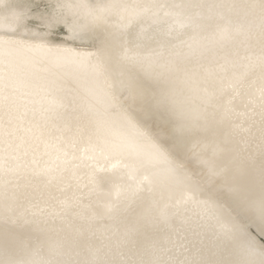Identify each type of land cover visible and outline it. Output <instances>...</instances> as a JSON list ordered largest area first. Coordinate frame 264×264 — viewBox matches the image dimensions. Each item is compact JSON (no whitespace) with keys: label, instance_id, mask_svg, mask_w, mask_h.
<instances>
[{"label":"snow or ice","instance_id":"obj_1","mask_svg":"<svg viewBox=\"0 0 264 264\" xmlns=\"http://www.w3.org/2000/svg\"><path fill=\"white\" fill-rule=\"evenodd\" d=\"M0 264H264V0H0Z\"/></svg>","mask_w":264,"mask_h":264},{"label":"bare ground","instance_id":"obj_2","mask_svg":"<svg viewBox=\"0 0 264 264\" xmlns=\"http://www.w3.org/2000/svg\"><path fill=\"white\" fill-rule=\"evenodd\" d=\"M160 3H172V2H180V0H158ZM190 34V33H189ZM186 34L184 36V39H187ZM61 37H63V34H60ZM60 87L63 90L64 94L68 96H83L85 95L86 89L89 87V84L87 83L86 79L80 75H77L75 73H66L62 76L60 80ZM64 148L68 151H77L78 154L83 152L84 145H78L76 148H71L67 144L64 145ZM46 149L43 143H39L36 148V159L39 162L41 166H44L48 163H55V157L56 152L49 148L47 149V152L49 155H45ZM31 154L28 157V160H31ZM114 162V161H112ZM116 162V161H115ZM101 163H105V161H101ZM124 170L118 169L117 170V179L122 180L123 182H130L127 178V176L123 175ZM53 194L56 196H59L60 193L53 190ZM66 195H71V193H65Z\"/></svg>","mask_w":264,"mask_h":264},{"label":"rangeland","instance_id":"obj_3","mask_svg":"<svg viewBox=\"0 0 264 264\" xmlns=\"http://www.w3.org/2000/svg\"><path fill=\"white\" fill-rule=\"evenodd\" d=\"M57 39H63V37H61L60 35L57 37ZM111 163H116L115 161L114 162H111Z\"/></svg>","mask_w":264,"mask_h":264}]
</instances>
